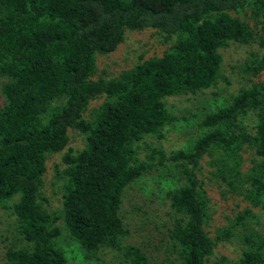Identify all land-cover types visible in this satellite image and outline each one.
<instances>
[{
    "label": "trees",
    "instance_id": "trees-1",
    "mask_svg": "<svg viewBox=\"0 0 264 264\" xmlns=\"http://www.w3.org/2000/svg\"><path fill=\"white\" fill-rule=\"evenodd\" d=\"M146 29L166 43L161 53L138 55L114 74L98 71L97 58L126 32ZM261 30L264 0H0V204L12 200L24 243L5 249V264H67L58 219L85 259L120 249L125 189L168 166L177 172L166 193L176 256L166 264H264V235L251 226L256 211L264 215V80H248L205 111L187 147L153 145L183 118L169 99L215 86L221 51L256 40L264 48ZM242 69L257 76L264 51ZM69 132L83 144L61 156L56 214L41 202L42 175ZM226 198L236 209L216 227V203ZM230 237L241 240L239 254L209 263L218 241ZM123 249L131 264H145L138 248Z\"/></svg>",
    "mask_w": 264,
    "mask_h": 264
},
{
    "label": "rangeland",
    "instance_id": "rangeland-1",
    "mask_svg": "<svg viewBox=\"0 0 264 264\" xmlns=\"http://www.w3.org/2000/svg\"><path fill=\"white\" fill-rule=\"evenodd\" d=\"M257 37L264 38V31H258ZM256 40L248 46L229 45L221 51L222 75L215 84L196 95H184L169 99L172 106V113L180 118L174 126L166 127L163 131V138L153 139V145L160 146L168 152L178 148L187 147L200 130L197 122L201 115L208 110L216 108L235 94L238 86L246 85L247 81L264 80V70L257 76H251L243 71V66L253 56L259 57L264 48L258 45ZM166 48L162 37L153 29L142 31H128L123 41L112 52L99 56L96 61L98 71L106 69L113 74L129 67L142 57H150L161 53ZM102 98H96L88 104L87 111L95 107ZM68 142L59 152L50 154L45 161V170L42 175L40 188L41 201L48 212L56 214L60 211V179L56 173L61 169V156L64 151L80 149L82 147V136L68 133ZM247 159V156L244 157ZM169 165V164H168ZM176 174L172 166L161 171H153L136 180L124 191L120 206V214L128 233L122 240V247L117 250L102 249L90 259L81 256L68 241L66 232L63 230L61 220L57 225L61 229L58 243L65 248V255L68 257L67 264H131L128 257L123 255L125 245H132L138 248L145 255V264H166L176 256L168 237V228L173 219L172 211L168 206L167 192L177 182ZM12 200L0 204V264H5L4 251L7 247H20L24 245L22 239L15 231L14 216L9 208ZM234 198L221 199L216 203V213L213 215L212 223L224 226L231 218L230 213L236 209ZM256 223L251 222L253 230L264 235V215L256 211ZM237 234V231H236ZM241 240L238 237H230L228 240L218 241L216 249L209 256V263L212 260L220 259L222 256L235 258L242 248Z\"/></svg>",
    "mask_w": 264,
    "mask_h": 264
}]
</instances>
